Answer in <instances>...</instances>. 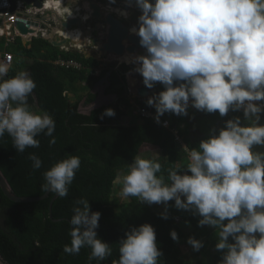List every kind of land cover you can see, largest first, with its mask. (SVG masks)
<instances>
[{
    "label": "clouds",
    "instance_id": "clouds-1",
    "mask_svg": "<svg viewBox=\"0 0 264 264\" xmlns=\"http://www.w3.org/2000/svg\"><path fill=\"white\" fill-rule=\"evenodd\" d=\"M116 0H109L115 4ZM140 10L137 26L130 33L139 37L146 54L133 57V70L152 89L159 82L164 90L146 103L155 108L159 124L165 113L188 115V108L221 117L243 111L225 122L216 133L188 151L184 168H168L167 178L158 175L162 164L135 156L119 181L122 198L135 197L141 203L164 204L161 218L168 219V202L177 209L201 217L198 226L218 229L215 249L220 264H264V0H125ZM127 18L128 12L116 9ZM10 65L0 60V139L7 133L19 153L38 148L36 137L53 136L55 120L46 111L34 112L28 97L37 87L26 71L8 77ZM115 110L105 109L114 117ZM166 124V122H165ZM32 168L43 161L29 153ZM81 166L80 157L69 154L43 173L44 191L66 197ZM186 169V171H185ZM70 219V244L63 252L77 255L89 248L87 264H100L112 256V247L98 238L101 213L90 211L89 199L74 202ZM119 241V258L112 264H159L163 256L151 224L132 227ZM173 241L179 242L175 230ZM187 244L199 252L204 243L189 237ZM0 264L3 261L0 260Z\"/></svg>",
    "mask_w": 264,
    "mask_h": 264
},
{
    "label": "trees",
    "instance_id": "trees-1",
    "mask_svg": "<svg viewBox=\"0 0 264 264\" xmlns=\"http://www.w3.org/2000/svg\"><path fill=\"white\" fill-rule=\"evenodd\" d=\"M7 42V38H0V51H5ZM30 44V47L24 44L20 36L9 43L7 50L14 54L15 62L5 78L19 72L26 59L32 60L27 64V72L37 87L28 97V103H36L54 118L56 127L53 136L56 143L49 146L51 137L41 133L36 137L40 141L38 148H27L25 152L19 153L6 133L0 139V167L16 194L36 197L46 193L42 189L45 183L43 173L56 162L71 154L80 157L81 166L69 186L68 195L54 200L52 217L50 204L56 195L54 192L43 200L21 203L9 199L0 186V253L8 263L87 264L89 248H82L77 255L63 252L64 245L70 244L71 240L70 219L74 202L80 197H86L89 199L90 211L101 213L99 227L96 229L98 238L112 247V256L100 264H112V261L117 260L119 241L126 238L125 233L145 223L154 227L157 245L163 252L159 264H220L222 254L215 249L218 229L199 227L198 220L201 217L177 209L174 201L168 202V219L161 218L162 212L156 211L152 205L141 203L138 198L129 197V200L120 202L114 196V183L120 172L127 173L128 165L135 156H140L145 144L164 151L161 157L147 158L162 164V172L158 175L166 179L168 168L186 166L188 151L198 147L201 140L207 139L211 129H215L218 134L227 120L237 116L244 122L243 111L230 110L224 117L218 112L199 110H188L186 116L165 113L162 119H170L171 127L135 115L132 122L125 125L122 117L128 113L120 108L121 104L127 107L129 113L138 107L155 110L147 105L146 99L138 100L137 106L130 101L128 65L123 64L119 68L113 64L107 65L101 75L96 76L95 70L101 62L94 56L78 51H62L42 37L33 38ZM59 57L74 58L83 64V69L60 67L56 64ZM108 72H112V86L109 90L118 94L119 103L95 109L90 115L80 112L85 97L83 106L90 105L96 99L90 89ZM159 88V91L164 90L161 84ZM108 108L114 109L116 115L101 119V114ZM118 115H121L120 119ZM182 124H185L183 129L180 128ZM175 127H179L186 148L176 140L173 131ZM257 150L264 151V148L257 146ZM29 153H35L41 158L43 164L40 169L32 168ZM171 230L177 232L179 242L187 241L189 237L200 239L204 235L213 238L205 251L199 254L201 257L185 259L181 257L180 243L170 237ZM92 264H97V261H92Z\"/></svg>",
    "mask_w": 264,
    "mask_h": 264
},
{
    "label": "water",
    "instance_id": "water-1",
    "mask_svg": "<svg viewBox=\"0 0 264 264\" xmlns=\"http://www.w3.org/2000/svg\"><path fill=\"white\" fill-rule=\"evenodd\" d=\"M14 4V0H9ZM34 2L37 6H41L42 3L40 0H27L28 4ZM8 4V0H0V8L3 10V7ZM14 6V5H13ZM124 9H129L127 5H124ZM90 12V16L88 21L84 22L81 18H68L64 19L57 12H52L50 15H54L58 22H60L63 29L72 30L75 26L83 29L84 26L87 27L85 29V34L92 35V43L99 46V50L103 56H114L115 58H121L126 54L130 55H143L146 54V50L139 45V37L135 34L130 33V28L133 26H129L117 13H112L109 9L99 3L97 0H89V8L87 9ZM92 10V12H91ZM26 15V13H22ZM88 15V16H89ZM34 18H38L34 16ZM42 20V19H41ZM33 23V24H32ZM29 24L37 25V22H29ZM93 24V26H92ZM137 26V25H136ZM17 27L20 32L24 35H27L33 30H30L28 25L23 20H18ZM14 34V32H13ZM48 39L54 46L61 47L63 45H67L69 40L67 38H61L60 36L55 35V31L53 30L48 37ZM127 65H135L133 62ZM137 66V65H135ZM133 70V69H132ZM132 70H129L127 73L128 80V89H130V95H134L139 99H146L151 96L152 89L146 88V86L142 83V76L137 74L136 79H132L133 76ZM112 72H108L106 75L101 77L92 87L90 93L96 95V99L88 106H83L86 101V97L83 99L80 112L90 115L92 111L95 109L101 108L103 106H110L115 104L118 101V94L116 93H108V90L112 86L111 81ZM159 84L157 82L155 85ZM135 89V92H134ZM264 104V101H261ZM121 118V115H118V119ZM0 186L4 192V194L11 200L15 202L21 203H29V202H37L47 198L51 191H47L44 195L41 196H20L14 192V189L8 180L7 176L3 172L0 167ZM58 196L55 195L50 204V215L53 216L52 206L54 200ZM55 221H59L60 219H54ZM0 260L3 261V264H9L8 261L3 257L0 253Z\"/></svg>",
    "mask_w": 264,
    "mask_h": 264
},
{
    "label": "built area",
    "instance_id": "built-area-1",
    "mask_svg": "<svg viewBox=\"0 0 264 264\" xmlns=\"http://www.w3.org/2000/svg\"><path fill=\"white\" fill-rule=\"evenodd\" d=\"M40 1L42 3L41 6H37L34 2L28 4L27 0H14V4L8 0V4L3 7V10H1L2 8H0V38H7L8 43L14 42L16 37L18 36L22 37L23 39L29 38V40H32L35 37L45 38L48 37L52 32L50 31V28L56 27L57 30H55V35L60 36L61 38H67L69 40V45H63L60 47L62 51H78L86 55L89 47H91V49L98 50L97 45L92 43L93 36L84 33L85 29H87L86 26H84L83 29L75 26L72 30L66 31L62 28L60 22H58L56 17L54 15H50V13L52 12H57L64 19L81 18L84 20V22H86L91 16H88V14L84 13L86 11L82 12L81 6L74 5L73 9H70L67 4L71 0ZM23 12L26 13V15H23ZM34 16H37L38 18H34ZM18 20L25 21L29 29L33 30V32H30L27 35L22 34L17 27ZM33 21L37 22V25H32L33 23L29 24V22ZM67 33H72L73 35L67 37ZM4 61H7L11 67L15 62L14 54L6 51L4 53ZM56 64L66 69H83V64L74 58L59 57L56 60ZM98 73L99 71L98 69H96L94 74L96 75ZM257 103H261V101ZM126 108V106H124L123 108L121 107V109L123 110H126ZM133 112L143 118H151L155 121L154 117L156 115V112L147 107H138ZM160 120L165 127H171L170 119L163 120L161 117ZM173 131L176 140L182 143L186 148V145L180 135L179 127L173 128Z\"/></svg>",
    "mask_w": 264,
    "mask_h": 264
},
{
    "label": "crops",
    "instance_id": "crops-1",
    "mask_svg": "<svg viewBox=\"0 0 264 264\" xmlns=\"http://www.w3.org/2000/svg\"><path fill=\"white\" fill-rule=\"evenodd\" d=\"M80 1H82V0H71L68 4H67V6L70 8V9H73V7H74V5H76V4H79L80 3ZM107 6H110V5H107ZM113 7V6H112ZM114 8H116L115 6H114ZM128 10V9H127ZM130 10V9H129ZM138 11H140L139 9L136 11V14H138L139 12ZM129 13H130V11L128 12V16H127V18H125L126 19V21L127 22H129L130 20H129ZM138 15H140V14H138ZM55 31V30H57V28L56 27H54V28H50V31ZM23 42H24V44H27L28 45V47H30V42H31V40H29V38H24L23 39ZM67 45H69V44H67ZM8 46H9V43L7 42V44H6V46H5V51L3 52V50L2 51H0V60H3L4 61V53L6 52V51H8L7 49H8ZM99 46H97V49L98 50H94V49H91V47H89L88 48V52L86 53V55L87 56H94V57H96L100 62H101V64H100V66L99 67H97L96 69H98V71H99V73L98 74H96V76H100L101 75V73H102V71L104 70V68L107 66L106 65V62H107V60H115V61H117V59L115 58V57H113V56H103L102 54H101V51L99 50V48H98ZM60 48V47H59ZM20 59H18V61H19ZM32 62V60L31 59H26V61H25V63H24V65H22V67L19 69V71H26L27 72V64H29V63H31ZM15 65H16V63H15ZM131 69V68H130ZM132 69H134V67H132ZM132 71H134V70H132ZM137 74L138 73H136L135 71L133 72V76L131 77L132 79H136V77H137ZM139 75V74H138ZM95 84V83H94ZM94 84H93V86H94ZM160 84V83H159ZM159 84H157V85H155L154 86V88H152V93H151V96L153 95V94H158L160 91H159ZM92 86V87H93ZM92 87H91V89H92ZM90 89V90H91ZM129 91H130V89H129ZM134 92H135V89H134ZM72 96V95H71ZM73 97V96H72ZM129 98H130V100H131V102L135 105L136 103H135V94L134 95H130V92H129ZM148 98H146V100H147ZM119 102L117 101V102H115V104H118ZM125 105L124 104H121V106L120 107H124ZM136 106V105H135ZM194 108L193 107H191V105L189 106V108H188V110H193ZM152 110V109H151ZM125 111H127V113H128V109L126 108V110ZM152 111H154L155 112V110L153 109ZM136 114H135V112H133L132 113V115L131 114H126V115H124L122 118V120H124V124L125 125H128V124H130L131 122H132V119H133V116H135ZM185 127V124H182L181 126H180V128L181 129H183ZM164 155V151L162 150V149H155L153 146H151L150 144H145L143 147H142V149H141V154H140V156L141 157H144V158H147V157H155V158H158V157H161V156H163Z\"/></svg>",
    "mask_w": 264,
    "mask_h": 264
},
{
    "label": "rangeland",
    "instance_id": "rangeland-1",
    "mask_svg": "<svg viewBox=\"0 0 264 264\" xmlns=\"http://www.w3.org/2000/svg\"><path fill=\"white\" fill-rule=\"evenodd\" d=\"M117 2H120V4H119V6L118 7H122L121 5H126L125 4V0L124 1H117ZM115 3V5H117L118 3ZM130 9V10H129ZM129 9L128 10H126L127 12H129L130 11V13H129V22H128V24L130 25V26H136L137 25V18H138V16L139 15H137L136 14V11L138 10L135 6H132V7H129ZM120 63H126V62H119L118 60L117 61H115V60H107V62H106V65H111V64H113V65H116L117 67H121L122 65H120ZM131 64V63H130ZM126 65H127V63H126ZM131 69L130 70H132V67L134 66V65H128ZM29 104V106H30V108H31V110L32 111H34V112H39V111H43V110H41L37 105H36V103L35 104H30V103H28ZM121 106V105H120ZM123 110V109H122ZM128 114H131L132 115V113H129L128 112ZM261 120H262V118H261ZM260 120V122H262ZM123 121V123H124V120H122ZM126 173L125 172H120V174H119V176H118V178L116 179V181H115V183H114V196L120 201V202H124V201H127V200H129V197L128 198H122L120 195H119V192H120V190H121V187H122V184L119 182L121 179H122V177H123V175H125ZM152 207L156 210V211H160V212H163L164 211V209H165V206H164V204H152ZM209 228H210V226H208ZM208 228V229H209ZM212 238L213 237H205V235L203 236V237H201L199 240H202L203 241V243H204V247L199 251V252H194L193 250H192V248H191V246L190 245H188L187 244V242L185 241V240H181L179 243H180V247H181V250H182V252H181V257L182 258H185V259H192V258H196L197 256H199V254H201L202 252H204L205 251V249L207 248V246H208V244L210 243V240H212ZM199 257H201V256H199Z\"/></svg>",
    "mask_w": 264,
    "mask_h": 264
},
{
    "label": "flooded vegetation",
    "instance_id": "flooded-vegetation-1",
    "mask_svg": "<svg viewBox=\"0 0 264 264\" xmlns=\"http://www.w3.org/2000/svg\"><path fill=\"white\" fill-rule=\"evenodd\" d=\"M99 3H101L102 5H104V6H106L108 9H109V11L110 12H112V13H117L118 14V12L116 11V9H122V10H125L124 9V6L123 5H121L122 7H118L119 6V4H120V2H117V1H124V0H116V2L118 3L117 5H115V4H109V0H97ZM76 5H78V6H81L82 7V12H84V11H86V12H84V13H86V14H88L89 15V11L87 10V8H89V0H82V1H80V3L79 4H76ZM107 5H110V6H107ZM113 6V7H112ZM114 6L116 7V8H114ZM119 15V14H118ZM119 17H121V19H123L127 24H128V22L126 21V19H125V17H122V16H120L119 15ZM88 21V20H87ZM129 25V24H128ZM92 26H93V24H92ZM130 26V25H129ZM124 63H120V65H123ZM126 64V63H125ZM134 68L136 67L135 65L133 66ZM117 68H119V67H117ZM111 90V89H110ZM110 90H108V93H114V92H112V91H110ZM128 97H129V94H128ZM136 97V96H135ZM130 99V98H129ZM138 100H140L139 98H135V105L137 106V101ZM131 101V100H130ZM121 108V107H120ZM193 110H196L195 108L193 109ZM193 110H190V111H193ZM261 118H262V122H260L261 124H264V113H262L261 114Z\"/></svg>",
    "mask_w": 264,
    "mask_h": 264
},
{
    "label": "bare ground",
    "instance_id": "bare-ground-1",
    "mask_svg": "<svg viewBox=\"0 0 264 264\" xmlns=\"http://www.w3.org/2000/svg\"><path fill=\"white\" fill-rule=\"evenodd\" d=\"M126 11V10H124ZM72 33H67L66 36H72ZM114 57V56H113ZM133 57L134 55H130V54H126L125 56L121 57V58H116L119 62H126L127 64H130L133 62Z\"/></svg>",
    "mask_w": 264,
    "mask_h": 264
}]
</instances>
